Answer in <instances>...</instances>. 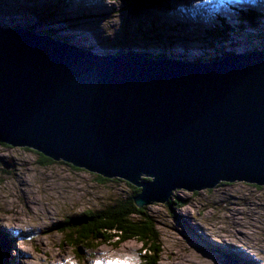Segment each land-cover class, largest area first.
<instances>
[{
    "label": "water",
    "instance_id": "water-1",
    "mask_svg": "<svg viewBox=\"0 0 264 264\" xmlns=\"http://www.w3.org/2000/svg\"><path fill=\"white\" fill-rule=\"evenodd\" d=\"M0 144L125 180L140 208L177 189L264 186V50L212 61L98 53L0 23Z\"/></svg>",
    "mask_w": 264,
    "mask_h": 264
},
{
    "label": "rangeland",
    "instance_id": "rangeland-1",
    "mask_svg": "<svg viewBox=\"0 0 264 264\" xmlns=\"http://www.w3.org/2000/svg\"><path fill=\"white\" fill-rule=\"evenodd\" d=\"M74 1L0 0V22L27 27L42 20L46 23L39 26L40 31L57 25L55 38L100 53L134 51L195 61L264 50V2L159 0L155 4L153 0L146 4L142 0L141 11L130 14L124 0H87L80 8L74 7ZM194 2L204 9L203 17L195 19L191 11L178 17L174 13L177 7L187 8ZM168 3L175 8L168 10ZM242 10L261 14L256 26L240 19ZM228 25L238 26L237 31L233 33ZM216 33L220 35L214 38ZM0 157L14 160L11 169L0 161V235L9 251L6 264H90L91 256L102 248L108 264H140L142 243L138 240L117 245L94 242L78 251L65 243L57 229L73 215L100 209L117 196L130 194L126 181L103 183L96 174L62 161L42 163L40 155L29 148L0 144ZM172 198L182 205L146 206L160 234V264L264 263V186L221 182L201 191L177 189Z\"/></svg>",
    "mask_w": 264,
    "mask_h": 264
},
{
    "label": "trees",
    "instance_id": "trees-1",
    "mask_svg": "<svg viewBox=\"0 0 264 264\" xmlns=\"http://www.w3.org/2000/svg\"><path fill=\"white\" fill-rule=\"evenodd\" d=\"M157 2H159V0H156L155 4H157ZM131 3L132 0H124L125 8L129 10ZM241 13H242L240 16L241 20L244 19L249 20L250 24L255 26H256V20L260 18L259 15H261L258 14V12L256 11H250L249 13H246L245 10H242ZM41 15H43L42 17H45L46 13L45 12L41 13ZM48 19L51 20L50 14L48 15ZM44 22L45 21L42 22V20H37L34 21L33 24H29L25 26L30 28V30L37 31L42 34L50 35L53 37H57L56 34H58L59 32L58 28L56 27L57 25L55 26L50 25L51 27L44 26L45 30L40 31L39 26H42ZM224 25H226L225 22ZM12 26L18 27L15 25ZM228 27L234 33L237 31L238 26L228 25ZM211 33L212 32H209V34ZM219 35L220 33H216L214 38H216ZM259 36L263 37V34H259ZM63 41L67 43L69 42L66 40ZM84 47L87 49L89 48L88 46H84ZM165 55L166 54H163L158 57L168 58ZM226 55L227 54H224V56ZM221 58L222 57H216L214 59L196 58L195 61H212ZM38 154L42 158V163L52 164L55 162L53 159L46 157L41 153ZM69 166L74 167L75 169H80L73 165H69ZM97 178L103 183L109 181H125L119 178L108 179L100 175H97ZM126 183L131 188L130 194L124 196L119 195L108 205H105L100 209L88 210L73 215L69 219L60 222L57 229L64 235L65 243L68 244L71 243L78 251H79L78 248H80V246H83L84 244H86L87 246L88 245L91 246L94 242L100 244L111 243L117 245V244H122L128 240H138L140 243H142V248L140 251L141 252L140 264H160V254L162 249L159 240L160 234L157 229L156 220L147 212L146 206L140 208L137 206L135 202V196L138 193H140L141 189L127 181ZM175 203L182 205L183 202H179L178 200H176V198L173 199L172 196L169 199V201H167V204H169L170 206H172V204Z\"/></svg>",
    "mask_w": 264,
    "mask_h": 264
},
{
    "label": "bare ground",
    "instance_id": "bare-ground-1",
    "mask_svg": "<svg viewBox=\"0 0 264 264\" xmlns=\"http://www.w3.org/2000/svg\"><path fill=\"white\" fill-rule=\"evenodd\" d=\"M236 1H244L245 3H248V4H254V5H258L259 3H262V2H264L263 0H236ZM190 2H191V0H190ZM87 3V0H75L74 1V7L75 8H80L81 6H83V5H85ZM170 3V2H169ZM167 4V9L169 10V9H173V8H175V5H173V4ZM175 3V2H174ZM184 5V4H183ZM260 6H261V4H260ZM185 11H191L192 13H194L196 16L194 17L195 19H197V18H201V17H203V15H200V14H202L203 12H204V9L203 8H201V7H199V4L197 3V2H194V3H191V5H190V7L189 6H187V8H176V10L174 11V13H176V16L178 17V14H180V13H183V12H185ZM197 15H200V16H198L197 17ZM178 27H179V29H180V26H179V24H178ZM37 32V31H36ZM72 43V42H71ZM73 44H76V43H73ZM89 49V48H88ZM91 49V48H90ZM92 50H94V49H92ZM132 52H134V51H132ZM99 53V52H98ZM12 221V220H11ZM13 222V221H12ZM18 222V221H17ZM10 223V222H9ZM11 224V223H10ZM13 224V223H12ZM16 224V223H15ZM16 228V225H11V229H15ZM19 235V234H18ZM221 239V238H220ZM241 248V247H240ZM16 250V249H15ZM248 250V249H247ZM75 251V250H74ZM107 252V251H106ZM239 253V252H238ZM93 254V253H92ZM48 255V254H47ZM240 255H242V256H246L247 257V255H245V253H243L242 252V254H240ZM22 256H23V252H21L20 251V258H22ZM97 258V259H94V258ZM29 258V257H28ZM91 258H92V262L90 263V264H108V261H107V256H106V254H104V252H103V248H102V250H100V251H98L97 252V254L96 255H92L91 256ZM255 258V257H254ZM257 258V257H256ZM25 260V259H24ZM110 260V259H109ZM255 260V259H254ZM254 260H252L253 261V263L255 262ZM67 262V261H66ZM113 262V261H112ZM111 262V263H112ZM117 262V261H116ZM116 262H115V264H116ZM30 263V262H29ZM29 263H27V264H29ZM110 263V264H111ZM33 264V263H32ZM67 264V263H66ZM114 264V263H113ZM264 264V263H263Z\"/></svg>",
    "mask_w": 264,
    "mask_h": 264
},
{
    "label": "snow or ice",
    "instance_id": "snow-or-ice-1",
    "mask_svg": "<svg viewBox=\"0 0 264 264\" xmlns=\"http://www.w3.org/2000/svg\"><path fill=\"white\" fill-rule=\"evenodd\" d=\"M117 264H119V262H117Z\"/></svg>",
    "mask_w": 264,
    "mask_h": 264
},
{
    "label": "clouds",
    "instance_id": "clouds-1",
    "mask_svg": "<svg viewBox=\"0 0 264 264\" xmlns=\"http://www.w3.org/2000/svg\"><path fill=\"white\" fill-rule=\"evenodd\" d=\"M123 52H125V51H123ZM119 53V52H118Z\"/></svg>",
    "mask_w": 264,
    "mask_h": 264
}]
</instances>
